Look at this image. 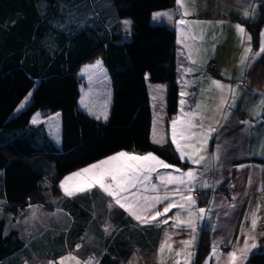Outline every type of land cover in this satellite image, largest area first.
Instances as JSON below:
<instances>
[{
    "label": "trees",
    "instance_id": "16d2710c",
    "mask_svg": "<svg viewBox=\"0 0 264 264\" xmlns=\"http://www.w3.org/2000/svg\"><path fill=\"white\" fill-rule=\"evenodd\" d=\"M173 4L174 0H0V264H48L70 252L81 261L94 257L92 264H97L103 236L105 246L112 241L115 248L104 252L102 260L113 263L126 256L115 250L124 237L129 240V232L115 224L111 232H104L106 214L96 189L69 196L58 180L114 152L143 154L154 149L146 78L167 83L168 117L176 109L178 88L173 63L165 68L175 45L174 30L152 23L150 15ZM127 17L129 40L121 23ZM263 23L264 4L245 24L253 48ZM94 58L102 60L112 85L105 121L77 107L76 72ZM30 90L31 100L18 110ZM37 110L59 113V145L42 122H30ZM167 149L170 155L167 150L162 155L167 161L187 165L170 144ZM29 211L43 217L34 233L16 226ZM244 264H264V251L250 253Z\"/></svg>",
    "mask_w": 264,
    "mask_h": 264
},
{
    "label": "crops",
    "instance_id": "0c3cea01",
    "mask_svg": "<svg viewBox=\"0 0 264 264\" xmlns=\"http://www.w3.org/2000/svg\"><path fill=\"white\" fill-rule=\"evenodd\" d=\"M186 3L191 15L176 14V0L171 7L155 10L150 15L152 23L165 24L174 30L175 45L165 68L169 70L170 64L173 63L174 78L178 88L176 109L168 117L165 111L167 83L146 78L151 107L150 140L154 147L163 146V151L167 150L169 155L167 145L170 144L176 156L187 164L181 167L164 160L174 167L159 169L161 174L171 172L178 176L180 173L175 169L195 170L197 179L194 182V190L190 193L195 200L193 211L203 208L205 213L199 219H195V233L185 226H174V219H170L168 224L159 222L142 224L125 209L116 205L111 197L108 199L104 192L94 187L97 199L106 214L104 230L107 227L111 232L115 224L118 226L117 229L129 232L130 237L129 240L125 237L120 240V245L115 250L116 253L128 255L127 258L125 256L122 259L118 256L117 261L112 259L113 263H109L102 260L104 258L102 255L104 252H112L115 246L112 241V243L108 241L109 247L105 246L103 236L101 240L103 246L99 249L102 254L98 256L97 264H175L177 259L180 264H185L184 257H175L174 253H169L167 249L162 256L158 254L166 234L173 242L174 251L184 247L181 241L190 240L195 236L189 249L194 253L190 264H205L214 245L217 247L220 259L218 262L216 257H212L209 264H225L227 254L243 246L245 234L251 230L253 213L257 214L258 223L251 234L256 237L257 246L251 248L246 258L238 261L237 264H244L252 252L264 251V106H262L264 52L260 51V34L264 32V23L260 27L257 46L251 47V53H259V55L250 59L246 66L241 65L240 61L247 55L245 52L247 41L244 39L242 42V37L235 28V25L240 24L246 30L245 24L258 16L264 0H186ZM245 10L249 13L248 17L243 14ZM164 12L174 13L173 20L169 21L166 16L153 18L154 14ZM125 19L121 20L122 26ZM179 19L211 23L178 26L176 21ZM217 21L223 23L217 24ZM193 36L195 40L192 39ZM178 40H182L183 43ZM98 60L102 61L100 58H94L82 63L76 72L77 107L91 118L105 121L104 115L108 117L112 100V85L103 62L98 68L88 67L95 65ZM208 60L214 61L217 68L215 73L205 69ZM214 80L231 85L237 93L233 102L231 94L225 90L227 103L219 111L217 106L220 104L221 93L212 85ZM182 90L186 93L183 97L186 101L185 111L194 109L199 103L204 118V133L198 134L196 138L199 140L197 148L202 149V153L198 154L204 155V160L199 165L187 158L181 159L175 145L171 143L170 122L173 117L180 114ZM153 96H156L155 100ZM21 102L18 104V110L21 109ZM154 122L156 138L163 136L166 141L162 144L153 142ZM209 127L215 128V131L208 137ZM186 151L189 154L194 152L191 148ZM154 182L158 181L154 180ZM204 184H207V187H204ZM172 187L169 186V191ZM223 191L228 194L225 195ZM248 194L250 197L247 198ZM172 195L174 199H180L178 194ZM110 203L112 207H109ZM162 207L163 205L157 206L158 209ZM177 213L182 221L186 220V211L179 208H173L166 217L160 219L175 217ZM249 243L251 244V241ZM94 245L99 246L97 240L94 241ZM237 256H240L239 251Z\"/></svg>",
    "mask_w": 264,
    "mask_h": 264
},
{
    "label": "snow or ice",
    "instance_id": "6c2138e0",
    "mask_svg": "<svg viewBox=\"0 0 264 264\" xmlns=\"http://www.w3.org/2000/svg\"><path fill=\"white\" fill-rule=\"evenodd\" d=\"M177 10L176 14H181L183 16L191 15L189 11L186 0H176ZM245 17H248L249 13L247 10L243 13ZM166 16L169 21L173 20L174 13L164 12L154 14V19ZM191 23L194 24H210V21H186L184 19H179L176 21L178 26H186ZM217 24H222L223 21H217ZM127 26L130 24L129 21H124ZM238 34L242 37V42L244 39L247 41V47L245 52L247 55L241 58V65L246 66L250 59H254L259 53H251V35L246 33V30L240 24L235 25ZM183 31V29H181ZM261 47L260 51L264 52V32H261ZM195 40V37H192ZM178 42L183 43L182 40ZM195 63V60H193ZM102 64V61H96L95 65L88 66L91 68H98ZM191 71V69H189ZM212 85L215 89H218L221 93L220 104L217 106V111L221 110L227 103V98L224 96L225 90H227L233 99L236 98V90L231 85L222 84L220 81H212ZM163 87V86H160ZM31 95V94H29ZM186 93L181 91L180 100V114L173 117L170 122V137L171 143L175 145L176 151L180 154L181 159L187 158L194 164H201L204 160L202 149L197 148L199 140L196 139L198 134L203 135L204 133V118L201 115L200 109L201 105L196 104L195 108L189 111H185L184 105L186 101L183 97ZM156 96H153V100ZM86 106V105H85ZM262 106H264V101H262ZM24 107L23 104L20 106ZM37 117L40 115L36 114ZM59 115V114H57ZM199 117V118H198ZM99 118V117H97ZM107 119V115H104ZM38 121L34 117L31 123L36 124ZM247 123V122H245ZM215 131V128L209 127L208 136ZM153 142L156 144H162L165 141L164 137L156 138V125L154 122L153 129ZM206 142V141H205ZM193 149V154H189L186 149ZM198 154V155H196ZM194 155L196 158H194ZM174 166L166 163L160 157L149 152L144 155L132 154L128 152L121 151L104 160L94 163L72 175L65 177L64 181L61 182L60 187L65 192V195H73L74 191L69 190L66 187L68 181L77 180L75 185L76 191L90 190L94 187H99L107 196L112 198V201L119 207L125 209L134 219L142 224L159 222L161 224H168L170 219L175 220L174 226L182 227L185 226L193 233L196 231L195 219H199L205 213V209L199 208L193 211V206L195 205V200L192 199L190 193L194 190V182L197 179L196 172L193 169L187 171H182L180 169H175L180 175H173L171 172L161 174L159 169H172ZM158 181V182H154ZM169 186H173L171 191H169ZM207 187V184L203 185ZM161 193H163L161 195ZM173 193L178 194L180 199L176 200L173 198ZM187 193V195L185 194ZM158 205H163L161 209H158ZM112 207V203L109 204ZM179 208L186 211V220H181L179 213L175 217H168L166 219H160V217H166L167 214L173 209ZM258 223V217L256 213L252 214L251 220V230L249 233L245 234L243 240V246L234 249L232 252L227 254V259L225 264H237L238 261L246 258V254L251 248H255L256 237L252 235V231L256 228ZM108 231V228H105ZM195 236L190 240L181 241L180 243L184 246L179 251H174L172 248L171 238L165 236V239L161 242L158 254L163 255L167 249L169 253H174L175 257H184L185 264H190L191 258L194 253L190 251L192 241ZM251 241V244L249 243ZM79 248V245H77ZM237 251H239L240 256H237ZM212 257H216L218 262L220 257L218 256L217 247L214 245L210 256L206 258L205 264H209ZM94 257H89L88 260L81 261L73 253H68L65 256L60 257L56 261H49L48 264H92ZM175 264H180V261L175 260Z\"/></svg>",
    "mask_w": 264,
    "mask_h": 264
},
{
    "label": "rangeland",
    "instance_id": "374dc122",
    "mask_svg": "<svg viewBox=\"0 0 264 264\" xmlns=\"http://www.w3.org/2000/svg\"><path fill=\"white\" fill-rule=\"evenodd\" d=\"M124 21H129L130 22V24L127 25V26L125 24L123 25L124 36H125L126 40H129L130 39V32H131L129 26L131 25V19L129 17H127L125 20H123V22ZM31 90H32V88H31ZM31 90L28 91V93L24 96V98H23V100L21 102L22 104L26 103L25 105H27V103H29V101L31 100V95H29V94H31ZM37 113L40 114L38 117L36 115ZM57 114H59V113L58 112H53V113L48 114V115H43L40 110H37L35 113H33L32 117H31V121H32V119L34 117H36L37 121H41L43 123L44 127H45L46 133L49 136V138L53 142L58 143V145H59V142H60V124H59V115H57ZM163 149H164L163 146H157V147H154V149L149 151V152H151L154 155L160 157V159H162V160H167L165 157L162 156L163 154L166 155V151H163ZM157 151H158V153H157ZM149 152H146V153H149ZM128 153L137 154V153H133V152H128ZM146 153L138 154V155H144ZM114 154H116V153H114ZM114 154H112V155H114ZM101 160H104V158L99 159V160H95V161L90 162L88 164H85V165H83L81 167L73 169V170L65 173L64 175H62L59 178V180H58V186H59L60 190L62 192H64L61 189L60 184H61L62 181H64L65 177H68V176L72 175L73 173H76V172H78V171H80V170H82V169H84V168H86V167H88V166H90V165H92L94 163H97V162H99ZM76 184H77V180L74 179L72 181H68L66 187H68L69 190H73L74 193L81 192V191H76L75 190V185ZM96 188H98L101 192H103L99 187H96ZM223 192H224L225 195L228 194V192H225V191H223ZM250 194H252V193H250ZM248 196H249V194L246 195L247 198H248ZM37 207L38 206H36L35 208H37ZM36 214H38V212L29 211L25 217H23L19 222H17L16 226L18 228L24 230L25 232L34 233L36 230L38 231L39 227H38L37 224H39V222L42 221L43 217H41V215H39V214L37 216ZM29 261L30 260H26L24 264H29ZM51 261H53V259H51ZM38 263L40 264L41 262L40 261L36 262V264H38Z\"/></svg>",
    "mask_w": 264,
    "mask_h": 264
},
{
    "label": "built area",
    "instance_id": "2783aa9c",
    "mask_svg": "<svg viewBox=\"0 0 264 264\" xmlns=\"http://www.w3.org/2000/svg\"><path fill=\"white\" fill-rule=\"evenodd\" d=\"M206 70L210 73H215L216 69H215V65H214V61L213 60H208L206 65Z\"/></svg>",
    "mask_w": 264,
    "mask_h": 264
},
{
    "label": "bare ground",
    "instance_id": "6f19581e",
    "mask_svg": "<svg viewBox=\"0 0 264 264\" xmlns=\"http://www.w3.org/2000/svg\"><path fill=\"white\" fill-rule=\"evenodd\" d=\"M215 69H217V68H215Z\"/></svg>",
    "mask_w": 264,
    "mask_h": 264
}]
</instances>
